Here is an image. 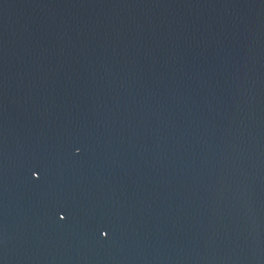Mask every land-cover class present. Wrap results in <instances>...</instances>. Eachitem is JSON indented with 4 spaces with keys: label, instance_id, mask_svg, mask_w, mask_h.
I'll list each match as a JSON object with an SVG mask.
<instances>
[{
    "label": "water",
    "instance_id": "water-1",
    "mask_svg": "<svg viewBox=\"0 0 264 264\" xmlns=\"http://www.w3.org/2000/svg\"><path fill=\"white\" fill-rule=\"evenodd\" d=\"M0 264H264V0H0Z\"/></svg>",
    "mask_w": 264,
    "mask_h": 264
}]
</instances>
